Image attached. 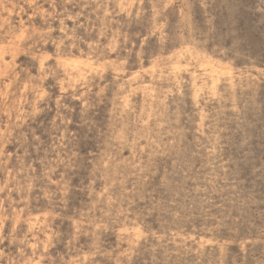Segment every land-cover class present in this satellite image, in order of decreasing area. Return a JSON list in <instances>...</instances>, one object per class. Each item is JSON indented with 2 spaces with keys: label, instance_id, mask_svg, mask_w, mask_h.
Masks as SVG:
<instances>
[{
  "label": "rangeland",
  "instance_id": "rangeland-1",
  "mask_svg": "<svg viewBox=\"0 0 264 264\" xmlns=\"http://www.w3.org/2000/svg\"><path fill=\"white\" fill-rule=\"evenodd\" d=\"M0 264H264V0H0Z\"/></svg>",
  "mask_w": 264,
  "mask_h": 264
},
{
  "label": "bare ground",
  "instance_id": "bare-ground-1",
  "mask_svg": "<svg viewBox=\"0 0 264 264\" xmlns=\"http://www.w3.org/2000/svg\"><path fill=\"white\" fill-rule=\"evenodd\" d=\"M90 65V64H89ZM225 66V65H224ZM219 79V78H218ZM215 90V89H214ZM85 102V101H84ZM181 236V235H180Z\"/></svg>",
  "mask_w": 264,
  "mask_h": 264
}]
</instances>
